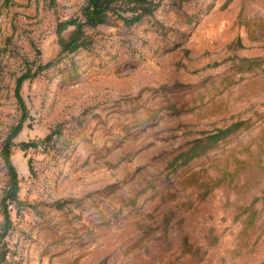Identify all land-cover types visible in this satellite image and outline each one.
<instances>
[{
    "label": "rangeland",
    "instance_id": "rangeland-1",
    "mask_svg": "<svg viewBox=\"0 0 264 264\" xmlns=\"http://www.w3.org/2000/svg\"><path fill=\"white\" fill-rule=\"evenodd\" d=\"M87 1L0 0V233L17 80L56 62L20 89L0 264H264V0H154L58 57Z\"/></svg>",
    "mask_w": 264,
    "mask_h": 264
},
{
    "label": "trees",
    "instance_id": "trees-1",
    "mask_svg": "<svg viewBox=\"0 0 264 264\" xmlns=\"http://www.w3.org/2000/svg\"><path fill=\"white\" fill-rule=\"evenodd\" d=\"M157 6L158 5L154 0H88L87 4L82 8L80 16L73 17L57 25L58 44L60 46L58 57L73 54L82 48H87L90 41L87 37L86 29H94L105 24L110 15H116L118 19L122 20L127 25H134L139 23L143 18L152 16L157 10ZM122 7L125 8V11L128 12L130 16L126 17L119 13V9ZM68 28H73L74 30L69 38H65L63 33ZM55 64L56 62L54 61L44 66L40 65L34 73L30 69L17 80L15 96L22 115L18 123L11 128L9 135L3 144L1 153L8 176V188L1 201L4 225L3 230L0 233V260L5 257L6 251L4 240L12 229V218L9 207L12 205L18 207L22 204L19 198V175L11 159L12 150L18 146L22 151L26 152L38 146L37 143L24 142L19 145H16L15 143V139L22 132L24 124L28 118L27 107L20 94V89L24 81L36 78L41 72L53 67ZM229 134L230 131L219 132L217 135L208 139V147H206L207 145H196L184 156L188 155L189 158L196 157L200 155V153L205 152L206 149L212 148L218 141L227 137Z\"/></svg>",
    "mask_w": 264,
    "mask_h": 264
}]
</instances>
